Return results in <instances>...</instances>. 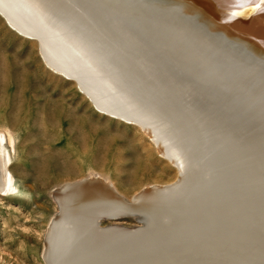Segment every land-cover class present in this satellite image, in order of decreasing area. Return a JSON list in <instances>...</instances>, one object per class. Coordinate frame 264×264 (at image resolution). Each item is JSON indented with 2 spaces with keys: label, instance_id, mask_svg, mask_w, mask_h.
I'll use <instances>...</instances> for the list:
<instances>
[{
  "label": "bare ground",
  "instance_id": "bare-ground-1",
  "mask_svg": "<svg viewBox=\"0 0 264 264\" xmlns=\"http://www.w3.org/2000/svg\"><path fill=\"white\" fill-rule=\"evenodd\" d=\"M250 1L240 19L231 0H0L47 67L177 170L131 196L100 172L60 183L44 264H264V4ZM8 149L0 136L6 196Z\"/></svg>",
  "mask_w": 264,
  "mask_h": 264
},
{
  "label": "rangeland",
  "instance_id": "rangeland-1",
  "mask_svg": "<svg viewBox=\"0 0 264 264\" xmlns=\"http://www.w3.org/2000/svg\"><path fill=\"white\" fill-rule=\"evenodd\" d=\"M231 1L236 16L247 18L253 3ZM7 23L0 16V136L16 184L13 194L0 192V264H44L60 183L100 172L131 196L148 183L173 181L177 170L141 126L100 111L74 78L45 65L36 39ZM119 222L137 224L133 217Z\"/></svg>",
  "mask_w": 264,
  "mask_h": 264
},
{
  "label": "snow or ice",
  "instance_id": "snow-or-ice-1",
  "mask_svg": "<svg viewBox=\"0 0 264 264\" xmlns=\"http://www.w3.org/2000/svg\"><path fill=\"white\" fill-rule=\"evenodd\" d=\"M237 3H238V4H241V0H237ZM261 4H264V0H261ZM241 6H242V4H241ZM256 7H258V8H259V7H260V5H256ZM237 14H238V13H235V12H234V13H232V15H237Z\"/></svg>",
  "mask_w": 264,
  "mask_h": 264
}]
</instances>
